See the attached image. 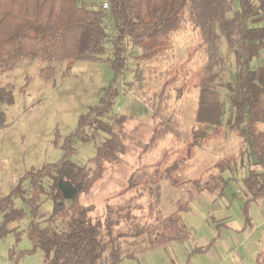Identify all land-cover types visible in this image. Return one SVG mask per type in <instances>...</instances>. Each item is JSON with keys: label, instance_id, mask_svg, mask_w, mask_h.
I'll use <instances>...</instances> for the list:
<instances>
[{"label": "trees", "instance_id": "1", "mask_svg": "<svg viewBox=\"0 0 264 264\" xmlns=\"http://www.w3.org/2000/svg\"><path fill=\"white\" fill-rule=\"evenodd\" d=\"M98 1L103 2L100 9L91 7ZM182 29L200 38L197 56L168 77L171 84L181 83L179 89L154 95L152 120L112 115L106 121L120 96L111 84L100 104L82 115L76 131L64 140L62 159L24 174L21 183L28 181L27 189L20 183L2 200L0 236L16 219L29 216L30 253H42L44 264H122L136 259L125 249V239L145 240L151 249L189 241L192 234L182 214L204 192L222 195L229 183L224 174L239 167L247 170L244 213L247 224L251 222L250 205L264 200V64L251 66L264 51V0H0V74L24 60H40L48 64L39 77L50 81L56 63L91 61L107 62L115 78H122L128 45L150 60L164 48V39ZM223 44L235 60V72L227 80ZM192 70L198 75L193 86ZM13 94V87L0 86V105H13ZM187 99L193 100L195 112L185 119L180 106ZM5 125L0 108V129ZM224 133L243 142L236 156L203 153V161L193 167V152ZM78 143L95 145L92 168L74 161ZM61 177L78 189L75 201L63 198L57 185ZM47 179L52 181L53 210L51 224L42 226ZM164 182L179 196L171 200L174 211L168 214L162 209ZM15 199L27 205V215L14 210ZM60 217L62 227L52 220ZM22 232L17 230L18 240ZM218 237L195 247L187 263L207 252ZM258 264H264V252Z\"/></svg>", "mask_w": 264, "mask_h": 264}, {"label": "rangeland", "instance_id": "2", "mask_svg": "<svg viewBox=\"0 0 264 264\" xmlns=\"http://www.w3.org/2000/svg\"><path fill=\"white\" fill-rule=\"evenodd\" d=\"M101 2L91 4V7L100 9ZM164 43V48L150 60L141 58L143 53L141 49L128 45L127 70L122 78L117 79L107 62L91 61L56 63L57 72L50 81H43L39 77L40 68L48 64L40 60H24L11 70L1 73L0 86L14 88L15 102L11 106L0 105L6 116V125L0 129V206L2 200L21 183L24 174L33 169L57 163L62 159L64 140L76 131L80 117L90 108L100 104L105 90L111 84L115 83L114 86L120 91V96L116 99L106 121H111L112 115H132L138 119L151 121L154 95L162 91L169 93V89L174 87L176 90L181 85V83L171 84L168 77L177 73L181 64L186 65L185 62H193L197 56L196 50L199 47L200 38L190 30L182 29L181 32L164 39ZM222 52L228 60L227 70L223 74L227 80L235 72V60L227 44H223ZM189 55H191V60L188 58ZM106 57H111V51ZM261 64H264V51L251 66L256 68ZM192 72L193 75L189 81L191 86L198 81L196 70ZM220 91L226 99L225 89H220ZM180 107H182V116L185 119L193 117L195 107L193 100L183 101ZM228 107L227 105V110ZM228 117L229 110L226 119ZM103 137L105 136L102 134L100 139ZM211 138L213 140L211 142L209 140L205 148L196 150V155L193 152V157H197L193 167L203 161L200 158L203 153L233 159L243 146L241 139L231 134L225 135L224 133ZM77 149L74 161L92 168L93 164L90 160L95 156V145L78 143ZM183 152L186 156L187 152ZM245 168L239 167L232 172H226L224 177L229 183L223 195L204 192L196 198L195 203L194 201L191 203V209L192 206L198 209V206L204 205L210 207L216 205L218 209L227 194L231 195L241 186V190L243 189L242 180L247 174ZM51 183L50 179L44 182L45 195H43L41 218L39 219L42 226L51 224L53 210L49 195ZM21 185L27 189L29 182L24 181ZM173 191L176 192L170 183H163L162 209L166 214L172 210L171 200L179 197ZM244 199L245 195L242 193L230 201V203L234 201L231 206L234 213L240 212L238 203L243 204ZM181 200H186L183 195H181ZM205 208L206 206L199 207L203 211ZM18 209L24 211L26 215L29 212L27 205L21 199H15L14 210ZM212 211L208 213L207 222H212L211 217L219 213ZM195 215L192 217V214H182L183 217L185 216L184 222L190 224L189 229L194 235L193 239L184 244L169 243L164 247L151 249L145 240L131 238L123 240L125 249L132 251L136 259H127L122 264H172L171 262L178 264L180 258H183L182 255L185 256L187 251L198 244L200 237L211 235L209 227L201 221V218L206 216L198 213ZM52 220L56 221V226L62 227L61 217ZM3 223L4 215L0 212V228ZM28 224L29 216L22 221L16 219L8 226L9 232L5 236H0V264H14L16 258L22 254L18 264H44L42 253H30L32 244L26 234ZM17 230L23 231L20 240L17 239ZM194 262L196 264L198 261Z\"/></svg>", "mask_w": 264, "mask_h": 264}, {"label": "crops", "instance_id": "3", "mask_svg": "<svg viewBox=\"0 0 264 264\" xmlns=\"http://www.w3.org/2000/svg\"><path fill=\"white\" fill-rule=\"evenodd\" d=\"M245 177L246 175L243 179ZM241 188L235 190L231 195L227 194L225 200L221 202L218 209L216 208V205L212 207L204 205L206 206L205 214V211L199 209V207L204 208V206H198V209H194L192 206V209L189 212H186L188 215L192 214V217L196 216L195 213L205 215L206 217L203 216L201 221L209 227L211 235L200 237V240L197 242L198 244H195L189 251H187L185 256L183 254V258H180L178 264H195L194 261H198L196 264H258L259 255L264 252V200L250 205L248 216L251 222L247 224L244 213L246 197L243 204L242 202L241 204L238 203L240 205V212L234 213L231 208L234 201L230 203V201L236 199L239 194L244 193V190H241ZM205 202L207 201L205 200ZM212 210L218 211L219 213L211 217L212 222H207L206 218L208 213ZM173 211L174 209L172 208L170 212ZM182 218L184 221L185 216ZM186 225L189 228L190 224L187 223ZM217 226H220L221 228L218 230ZM218 235L219 237L216 242L207 252L195 254L190 262L187 263L188 255L195 247L207 246ZM195 237H197V234H195ZM193 238L194 235L192 233L190 239ZM171 263L177 264L173 262Z\"/></svg>", "mask_w": 264, "mask_h": 264}, {"label": "water", "instance_id": "4", "mask_svg": "<svg viewBox=\"0 0 264 264\" xmlns=\"http://www.w3.org/2000/svg\"><path fill=\"white\" fill-rule=\"evenodd\" d=\"M57 185L65 200L75 201L78 198L79 191L71 181L61 177Z\"/></svg>", "mask_w": 264, "mask_h": 264}, {"label": "built area", "instance_id": "5", "mask_svg": "<svg viewBox=\"0 0 264 264\" xmlns=\"http://www.w3.org/2000/svg\"><path fill=\"white\" fill-rule=\"evenodd\" d=\"M103 8L107 9V8H108V4L105 3V4L103 5Z\"/></svg>", "mask_w": 264, "mask_h": 264}]
</instances>
